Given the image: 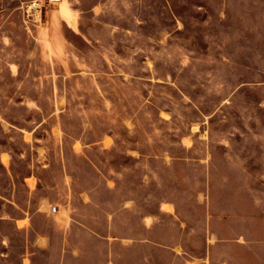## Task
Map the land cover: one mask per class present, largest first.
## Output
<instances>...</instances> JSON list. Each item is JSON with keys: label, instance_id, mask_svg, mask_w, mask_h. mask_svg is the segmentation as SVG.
Instances as JSON below:
<instances>
[{"label": "crops", "instance_id": "0c3cea01", "mask_svg": "<svg viewBox=\"0 0 264 264\" xmlns=\"http://www.w3.org/2000/svg\"><path fill=\"white\" fill-rule=\"evenodd\" d=\"M7 2L0 0V15L5 13ZM109 3L111 0H62L48 9L45 21L33 27V37H8L10 42L6 45L16 41L17 51L11 54L16 64L8 61V66L0 65L1 235L7 236L11 244L14 243L11 237H17L15 250L22 252V257L16 259L18 264H106L110 256L111 264H200L202 257L211 264L218 246L249 242L246 235H264V228L249 226L248 214H234L227 209L213 211L210 196L211 209L203 215L195 213L193 207L189 208L191 212L181 208L180 159L198 157L205 170L210 172V162L216 154L213 150L208 147L200 154L184 157L180 149L120 148L113 154L120 158L118 166L106 170L104 157L109 149L97 147V162L90 163L92 148L68 145L67 131L64 136L57 135L60 119L71 118V115L67 116L68 99L62 100L58 94L69 91V77L109 76L127 80L138 76L130 67V51L125 49L119 57L104 52L106 44H129L135 37L137 25L130 0H124V7L116 10L117 20L105 18L111 11ZM245 11L242 7L243 15ZM251 18V27L262 26L259 18L253 14ZM244 22L241 20L240 25L244 26ZM1 54L5 56L6 53H0V57ZM146 59L148 61L144 62L152 73V58ZM116 60L123 64L116 66ZM7 75L11 79L5 81ZM57 76L64 77L66 83L63 86L57 83ZM46 77L50 81L51 109L42 114L38 96L30 97L26 93L28 86L36 93L46 90ZM120 88L125 92L123 111L111 116L97 113L96 118H110L124 132L103 133L102 138L104 135H132L136 130V117L131 112L134 101L130 94L137 89L128 82ZM102 102L107 108L116 103L115 99L106 96ZM150 102L148 98L144 100L146 105ZM184 117L179 114L174 117L180 119V132L177 128L175 132L173 129L169 132L168 128L164 131L163 124L169 123L172 117L170 110L161 106L157 116H145L146 120L160 121L161 126L154 131L150 127V132L146 130L144 135H177V144H184ZM80 118L87 126L90 116L82 114ZM46 124H52L49 135H40ZM189 129L191 133L187 135H196L194 139L204 141L210 136L203 122L190 121ZM15 135L27 139L29 146L18 147ZM121 139L119 137V141ZM74 155L79 157L76 159L80 162L79 171H74ZM154 157L161 161L160 165L153 166L151 160ZM137 160L144 162L140 168L144 171L141 180L132 175L140 170L131 164ZM168 171L170 179L163 176L153 179L154 174L158 177L160 172ZM90 174L95 179H90ZM205 183L211 195V180L207 179ZM154 189H159V195L154 196ZM200 201L193 197L188 202L194 205ZM231 220H239L241 224L231 225ZM3 221H16V225L10 230L4 227ZM251 243L263 244L264 239L253 238ZM138 251L146 254L137 262L132 259V253ZM153 252L164 255L161 259L155 258L157 255ZM198 252L204 254H190Z\"/></svg>", "mask_w": 264, "mask_h": 264}, {"label": "rangeland", "instance_id": "374dc122", "mask_svg": "<svg viewBox=\"0 0 264 264\" xmlns=\"http://www.w3.org/2000/svg\"><path fill=\"white\" fill-rule=\"evenodd\" d=\"M7 1L6 11L0 15V53H6L5 56L1 54L0 65L4 66H8V61L16 64L11 54L17 51V44L14 40L12 45H6L10 42L8 37H33V27L45 21L50 8L42 6L41 14L36 21H30L27 27L24 12L26 6L34 0ZM257 1L130 0L131 10L136 14L137 21L135 37L131 38L129 44H106L104 52L106 55L119 57L124 54L125 49L130 51V67L138 76L127 80L109 76L69 77V91L58 94L62 100L68 99L67 116L71 115V118L60 119L61 123L56 128L58 137L64 136L67 131L68 145L92 148L90 163L97 162V147L109 149L104 157L106 170L118 166L120 158L113 154L118 153L120 148L137 147L143 151L151 147L154 151L162 147L180 149L184 157H187L191 153L200 154L209 147L216 153L210 162V172L205 170L206 167L198 157L180 159L181 208L191 212L189 208L193 207L195 213L202 215L211 206L213 211L227 209L234 214H248L249 226L264 228V0ZM111 3V11L105 14V18L117 20L116 10L124 7V0H111ZM253 5L257 8H253ZM242 7L246 10L245 15L242 14ZM252 14L260 19L262 26L249 25L252 23ZM241 20L246 21L244 26L240 25ZM148 57L152 58V73L144 62ZM115 63L119 66L120 60ZM7 79L11 77L5 76V81ZM47 79L49 78L46 77L45 80L47 89L40 93L32 92V86H26L29 89L26 95L38 96L42 114H47L51 109L50 81ZM56 80L62 86L66 83L62 76H57ZM127 82L137 89L130 94L134 101L131 112L136 117V130L132 135H104L105 138H102L103 133L113 134L115 130L124 132L112 119L100 120L96 117L97 113L111 116L123 111L125 92L120 85ZM104 96L115 99V106L103 107ZM146 98L151 101L148 105L144 104ZM161 106L168 108L172 117L169 123L163 124L164 131L168 128L169 132H172L171 129L175 132L177 128L180 132L182 124L180 119L176 120L174 117L178 114L185 116L184 144H177V135H144L150 127L154 131L157 126H161L160 121L145 118L146 115L157 116ZM82 114L90 116L87 126L81 122ZM193 120L203 122V127L210 135L204 141L194 139L196 135H187L191 133L189 122ZM51 127L52 124H46L40 135H49ZM14 137L18 147L29 146L27 139L23 140L19 135ZM119 137L122 138L121 141ZM58 143L59 141L56 145ZM76 159L79 157L74 155V171H79L80 162ZM132 163L135 168L140 169L144 162L137 160ZM151 163L155 166L161 161L154 157ZM140 170L132 173L134 179L143 178L144 171ZM91 175L90 179H95ZM156 176L154 174L153 179H161V176L170 179L171 173L160 172ZM207 179L212 183L211 195L205 183ZM142 190L144 189H140ZM154 190V196L159 195V189ZM209 196L213 201L211 206ZM193 197L201 201L191 205L188 201ZM230 222L231 225L241 224L239 220ZM2 223L10 230L16 225V221ZM11 238L14 239L12 244L0 232V264H18L16 259L22 257V252L15 250L17 237ZM200 238L203 243V235ZM245 238L249 242L218 246L211 264H224V261L225 264H264V243H251L253 238L264 239V235H246ZM145 254L143 251L132 253V259L138 262ZM152 254L159 259L164 255L160 252ZM190 254L199 255L204 252ZM43 257L47 258V254ZM202 258L199 263L207 264V260ZM110 261L111 256L105 262L111 264Z\"/></svg>", "mask_w": 264, "mask_h": 264}, {"label": "built area", "instance_id": "2783aa9c", "mask_svg": "<svg viewBox=\"0 0 264 264\" xmlns=\"http://www.w3.org/2000/svg\"><path fill=\"white\" fill-rule=\"evenodd\" d=\"M60 0H34L31 4H28L25 9V20L27 22V27L30 21H36L38 15H40V10L42 6L53 7L59 3Z\"/></svg>", "mask_w": 264, "mask_h": 264}]
</instances>
